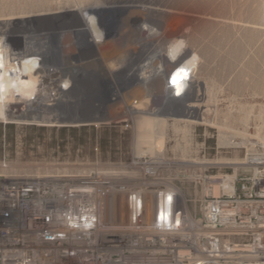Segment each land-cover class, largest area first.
Masks as SVG:
<instances>
[{"label":"rangeland","instance_id":"obj_1","mask_svg":"<svg viewBox=\"0 0 264 264\" xmlns=\"http://www.w3.org/2000/svg\"><path fill=\"white\" fill-rule=\"evenodd\" d=\"M111 1L106 4L120 7L117 34L106 18L101 26L106 36L93 40L79 31L84 26L76 13L81 0H0L1 54L12 73L25 74L32 61L35 87L31 109L23 106L29 100L19 101L11 86L0 85V106L5 104L0 109L11 110L0 117V174L95 171L130 189L145 184L178 188L197 221L207 193L206 175H241L255 167L248 160L251 154L264 155L259 147L264 131L256 129L264 121V0ZM131 4L135 11L128 8ZM187 16L194 17L192 25ZM128 19L130 26L124 23ZM159 26L186 32L167 40L168 50L186 41L194 47L190 57H201L200 77L208 96L188 103L203 111L188 112L176 101L161 108L154 80H140L146 53L135 42ZM60 85L72 89L63 102L56 100ZM79 88L84 94L77 97ZM142 116L164 119L160 152L149 151L148 143L136 150V122ZM108 201H101L104 217L126 220V205L121 213H110ZM156 252L157 259L147 264L200 260L196 244L189 257L171 255L160 243Z\"/></svg>","mask_w":264,"mask_h":264},{"label":"built area","instance_id":"obj_2","mask_svg":"<svg viewBox=\"0 0 264 264\" xmlns=\"http://www.w3.org/2000/svg\"><path fill=\"white\" fill-rule=\"evenodd\" d=\"M259 147L264 149V141ZM248 160L255 167L241 175H206L197 221L173 188L130 189L95 171L0 174V264H147L157 259L159 243L183 258L196 244L197 264H264V155L251 154ZM114 193L124 196V221L104 217L101 201Z\"/></svg>","mask_w":264,"mask_h":264},{"label":"bare ground","instance_id":"obj_3","mask_svg":"<svg viewBox=\"0 0 264 264\" xmlns=\"http://www.w3.org/2000/svg\"><path fill=\"white\" fill-rule=\"evenodd\" d=\"M81 1L84 2L83 5L77 6V7L75 6L76 7V13L79 15V17L84 22V26L79 31L86 32L91 38H93V40H96V38H102V37L106 36V33L101 26L103 23H105V21L103 19L107 18L109 23L111 24L110 30L117 34V31H118V23L117 22L118 21L115 20V17H116V14H118V12H119L120 7L107 5L106 0H81ZM146 7H140V10H142V12H143V10L147 9ZM128 8L132 11H135L137 9V6L131 4ZM182 19H184V18H182ZM185 19H186V21H187L186 23L188 25H192L195 22L194 17L187 16V17H185ZM184 22H182V23H184ZM124 23L129 25V26L132 25L130 19L126 20ZM119 24H121V23H119ZM180 29H182V28H180ZM122 31H124V30H122ZM185 34H186V32L185 33L181 32V31L178 32L175 29H168V28H165V29L162 28L161 29L159 26V27H156L152 31L151 34L148 33V35L146 34V35H142L139 37V39L135 42V44L142 52L146 53V57L143 59L142 64L140 66V80L148 81L150 78L152 80H154V83H155L154 95L159 98L161 108L164 107L170 101L171 102L176 101V103H177V105H179V107L185 108L186 111H188V112H191V113L200 112V111H203V109L199 108V107L198 108L193 107L190 103H188V100H190L192 98H194V99L195 98L205 99L208 96L207 91L203 90L204 82L201 80V77H200V75L202 74L201 57L199 56L197 58L196 57L197 54L194 55L192 58L190 57L191 54H193V52H194V49H193L194 47L193 46L190 47V44H188L186 41H181V42L179 41L180 42L179 46L176 49H172V50H168V47L165 45L167 43L166 41L168 40V42H169V39H171L172 37H174V36H176V38L177 37L178 38L184 37ZM183 40H185V39H183ZM185 59L189 60V62L184 61ZM31 63H32V61H28L26 63V67H27L28 71L25 74L17 73V71L12 73L10 70L11 68L8 65H6L5 59L2 56L1 51H0V85L11 86L13 88V92H15L14 95L17 96L19 101H21L23 99L29 100V102L26 101L25 105H23V106H27V107L32 109V108H35V105H34L35 101H30V99L33 96L35 87L33 86L34 76L30 70V64ZM178 64H180V66H178ZM23 77H27V78L24 79ZM143 84H144V86L145 85L147 86V83L143 82ZM68 88H69V86H67V85H64V86L60 85V87H59L60 91L58 92V94H56V95H58V97L56 98V100L58 102H63L62 97L64 95L70 93V91L72 89L68 90ZM151 88H152V86H151ZM4 91H5V88L2 89V92H4ZM83 94H84L83 89L79 88V91L77 93V97L83 96ZM78 101H79V105H80V99ZM55 104L57 105V103H55ZM2 105L5 106V104H2ZM79 105H77V108L79 107ZM146 106L147 107H145V109L151 110V105H146ZM12 107L13 106H11L10 108H12ZM208 108L205 105V109H208ZM8 111H6L7 112L6 113L5 111L1 110L0 111V117L6 118L8 116V114H11V113H8ZM201 115H203V114H201ZM141 118L142 119H140L138 122H136V123H138V125H137V143H138V145L136 148H138V146L140 147V149H136V150L138 152L140 150H143V149H141V145L144 143H145V145H147V143H148L149 147H147V148L149 149V151H151V152L157 151L158 152L161 149V146L163 145V142H164V134H165L164 133L165 122H163L164 119L161 123L159 121L157 122L156 119L154 120L150 116H142ZM260 122L261 123H259L258 126H256L258 133H261L264 131V121L263 122L260 121ZM145 151H147V150L145 149ZM157 152H155V153H157ZM145 153H147V152H145ZM224 188L226 191H230L231 190V184L226 183ZM175 191H176V196L178 197V199L180 201H182L181 205H183L185 199L183 198L181 191L178 188H176ZM108 199H109V211H110V213H116V212L121 213L122 211H120V210H123V206H125L124 196L114 193ZM148 202H149L148 209L150 210V211L148 210V212H149V214H151L152 211L155 210L154 198H151L149 196ZM173 238H174V240H177L183 246L190 245V243L181 235H178V236L175 235V237H173Z\"/></svg>","mask_w":264,"mask_h":264}]
</instances>
